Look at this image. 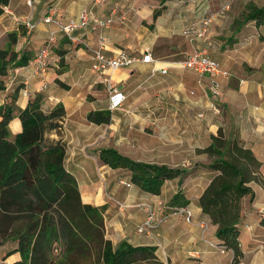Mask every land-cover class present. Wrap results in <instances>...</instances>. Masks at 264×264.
<instances>
[{
	"label": "crops",
	"instance_id": "crops-1",
	"mask_svg": "<svg viewBox=\"0 0 264 264\" xmlns=\"http://www.w3.org/2000/svg\"><path fill=\"white\" fill-rule=\"evenodd\" d=\"M220 1L222 0H103L96 5L95 11L100 17L112 16L114 20L109 28L103 30L107 38V56L112 57L121 50H126L133 56L142 57L148 49L155 59L152 63L136 62L112 73L113 83L127 95L124 106L114 110L110 109L109 96L108 99L104 96L105 91L109 94L105 82L108 75L97 72L93 67L95 59L92 50L99 45L98 33L91 29L74 31L75 37H81L85 42L81 43L66 37L55 24L44 22L50 7L56 8L57 17L66 21L79 17L82 10L93 5V0H31V4H28V0H10L6 7L11 12L4 11L0 16V40L4 39L8 43L10 32L23 31L13 48L19 53L26 51L32 55L27 65L9 68L7 75L0 77V107L12 102L17 109L25 108L37 95L42 96L41 107L46 112L59 104L63 105L66 115L60 120V133L50 131L46 138L50 141L62 138L67 142L65 166L78 181L83 202L107 206L104 213L106 237L114 245L126 240L134 246H154L158 259L164 264H235L231 249L209 245L208 240L219 242L216 236L218 226L204 214L199 204L200 196L215 174L206 182L203 180L206 177L203 173L206 172L197 174L192 179V188H188L182 178L167 180L160 194L142 190L131 182L130 176H126L120 183L128 181L131 186L115 183L111 194L105 196V187L99 182L103 163L100 164L99 155L93 162L85 151L93 148L92 146L96 147L95 142H88V139L94 140L96 129L102 132V126L106 124L90 122L87 117L91 111L110 110L112 125L121 113L128 115L133 113L132 107L139 109L146 103L153 102L146 97V87L156 85L163 86L165 90L174 88L177 93L164 94L158 98L161 103L172 104L176 108L171 113L174 117L167 114L166 118L170 122L162 127V133L176 132L173 123L175 127L188 124L189 131L194 135L189 141L195 161L206 163L207 154L201 151L212 143V136L222 128L226 138L242 139L245 147L253 150L264 167V25L258 26L255 20H251L238 30L232 27L250 2L264 7V0H237L239 7L242 6L239 11L234 10L236 4L230 5L228 0H223L225 3L222 4L223 1ZM218 3L221 8L227 5V11L212 24L207 42L183 33L190 25H199L207 14L216 10ZM156 10H159V14L151 30L148 24L153 23ZM25 21H30L34 27L30 28L24 24ZM223 23L225 24L219 28ZM51 31H58V41L52 53V59L56 62L44 77L35 75L30 62L45 44ZM202 47L209 56L220 61L231 72L229 78L216 77L220 83L219 95L214 94L209 75L200 76L191 69L172 66L185 53ZM162 69H167V72L163 73ZM58 80L68 87L61 85ZM44 83L47 87L41 90ZM124 85L126 88L135 86V90L142 91L134 99L130 110L125 107L129 91L127 89L126 92L125 87H122ZM188 90L193 95L190 96ZM213 105L217 107L216 110ZM17 109L10 122L13 137L23 129ZM167 110L169 107L165 108L166 112ZM174 141L177 144L183 140L176 138ZM162 147L163 152L172 149V146L166 144ZM173 147L176 148V145ZM156 163L169 164L166 160ZM184 163L191 165L190 161H184L182 165ZM180 191L189 200L187 206L193 211L191 222L186 221L184 216L160 209L159 214L167 216L166 221L155 226L150 234L138 231V227L148 218L144 204L158 205L162 202L169 206L173 196ZM254 191L258 196L257 190ZM121 202L130 207L121 208ZM256 210L255 205L248 211L243 209L244 216L240 224L243 256L236 264H264V227L260 224L262 216H254L258 212ZM205 220L209 221L207 229L201 226V222ZM16 246L15 242L8 251ZM20 257V253H14L3 264H10ZM139 264L152 263L143 261Z\"/></svg>",
	"mask_w": 264,
	"mask_h": 264
},
{
	"label": "trees",
	"instance_id": "trees-1",
	"mask_svg": "<svg viewBox=\"0 0 264 264\" xmlns=\"http://www.w3.org/2000/svg\"><path fill=\"white\" fill-rule=\"evenodd\" d=\"M9 3L10 0H0V16ZM158 11L154 12L151 27ZM251 20L258 26L264 25V7L250 2L232 27L238 30ZM22 34L23 31L10 32L7 46L0 47V77L7 75L9 68L27 65L32 58L30 53H19L13 48ZM41 102L42 96L37 95L25 108L17 109L12 102L0 107V239L17 243L16 248L0 256V264L17 252L20 259L10 264H139L143 261L164 264L154 246H134L126 240L114 245L106 237L107 206L83 202L78 181L65 166L67 142L62 138L56 141L46 138L50 131L60 133V120L66 110L59 104L46 112ZM16 109L23 129L13 137L10 122ZM87 118L96 124H110L112 113L91 111ZM201 152L212 158L206 167L215 175L200 196L199 204L218 226L219 243L234 252L236 264L243 256L240 246L243 199L255 198L251 181L257 180L264 186L262 176H251L254 170L250 166L259 169L261 162L242 139L226 138L222 128ZM99 157L112 169L129 171L133 184L153 194H160L167 180L182 178L185 173L181 168L133 159L114 147L101 148ZM188 203L180 191L169 206ZM260 224L264 227V214Z\"/></svg>",
	"mask_w": 264,
	"mask_h": 264
},
{
	"label": "rangeland",
	"instance_id": "rangeland-1",
	"mask_svg": "<svg viewBox=\"0 0 264 264\" xmlns=\"http://www.w3.org/2000/svg\"><path fill=\"white\" fill-rule=\"evenodd\" d=\"M228 1L230 5L232 3L233 5L236 4V6L234 7L235 11L236 10L239 11L242 8V6L239 7V5L237 4V0H228ZM219 3L216 6V10H214V12L217 10H221L222 8H225L227 6L225 5L221 8ZM224 3L225 2L223 1L222 4ZM226 11H227V8L223 15L226 14ZM220 17L221 16H219L218 18ZM224 24L225 23L219 25V28L223 26ZM199 25H200V22H199ZM148 26L150 25L148 24ZM152 28L153 27H150L151 30ZM208 37L203 38L205 42L209 40ZM4 41H5L4 39L0 40V47L6 46L7 43H5ZM122 87L123 88L125 87L124 89L126 90V92H127V89L129 91L128 101L125 107L126 109L130 110L134 104L133 102L134 99L137 97V95L142 93V91L135 90V86L126 88V86L124 85ZM162 87L163 86L157 87L156 85L146 87V97H148V100L150 101L153 100V102L146 103L144 107L138 106L139 109L132 107L133 113H130L128 115L121 113L119 115V118H116L113 121L112 125L111 124L103 125L102 132H98L97 131L98 128H97L95 132V139L94 140L88 139V142L94 141L96 147L92 146L93 148H90L88 151H85V153L91 156L93 162H95L94 160L97 157V155H99V151L101 148L116 147L118 148V150L121 151V153L128 155L134 159L141 160V161L148 160L151 162L154 161L156 163V161L160 162L161 160H166L169 163L168 165H170L171 167L181 168L185 171L182 177L183 179L182 181L187 185L188 188L189 187L192 188L194 186L192 179L197 174L206 172V173H203L204 176H206L203 179L204 182H206L208 178H210V176L214 175V172H212L206 167L209 165V162L211 163L212 158L205 155L206 163L195 161L196 159L195 154L191 152V145H190L191 142L189 141V139L194 137V135L189 131L190 126L188 124H184V125L180 124V126L175 127V124L173 123V126L176 129V132H173L172 134H166L164 132L162 133V127L170 122V120L166 118L168 116L167 114H169V116L174 117V115H172L171 113H174L176 111V108L172 104L161 103L158 98L164 94L173 95L174 93L178 92L174 88L165 90ZM187 93L190 96L193 95L191 90H188ZM104 96H106L105 99H108V96H109L108 91H105ZM168 107H169V110H167L166 112L165 108H168ZM163 113H166V114H163ZM176 138L182 139L183 140L182 143L177 142V144H175L176 142L174 141V139ZM159 144L161 145L160 147H159ZM164 144L169 145V147L172 146V149H169L168 151H165V152L161 151V147L164 146ZM173 145H176V148L173 147ZM184 161H190L191 165H189L188 167L183 166L182 163ZM244 161L245 159H241V162H244ZM100 164H101V161H100ZM250 168L254 170V173L251 176H255L256 174L257 176H262L264 178V167L262 166V162H261V166L259 167V169H257L256 166L254 165H251ZM100 173L101 175L99 176V182L101 185L105 187L104 189L105 196H107L108 194L109 195L111 194L113 184L115 183L121 184L120 180L125 179L126 176L127 177L131 176L130 172L125 169H119V171L115 172L109 166H105L104 164L101 165ZM204 182H203V185H204ZM249 185L254 190L255 189L257 190L258 196L255 195L256 197L255 199H253V201L250 199L249 196H247L243 200V209L248 211L249 208L255 205L257 209L256 211L258 212L254 213L255 214L254 216L255 217L258 215L263 216L264 214V186L257 180L251 181ZM194 189L195 188H193V190ZM121 203H125V202H121ZM14 243L15 242L13 240L1 238L0 239V256L2 257L6 253V251L11 249L14 246ZM262 248L263 247H260V249Z\"/></svg>",
	"mask_w": 264,
	"mask_h": 264
},
{
	"label": "built area",
	"instance_id": "built-area-1",
	"mask_svg": "<svg viewBox=\"0 0 264 264\" xmlns=\"http://www.w3.org/2000/svg\"><path fill=\"white\" fill-rule=\"evenodd\" d=\"M103 0H93V5L89 8H86L81 11L79 17L71 18L66 21L61 20L57 17V9L50 7L47 14L44 17V22L55 24L59 31L62 32L66 37L73 41L85 43L81 37H75L74 31L91 29L98 33V46L94 48L93 57L95 63L93 65L94 69L100 73H106L108 76L105 78L109 90V106L111 110L119 109L124 106L127 95L112 81V73L121 67L131 66L136 62L152 63L154 62V57L152 53L146 49L142 57H136L128 53L126 50H121L115 56L109 57L105 53L107 38L103 34V30L109 28L113 24V17L102 18L95 11L96 5L101 3ZM28 4H31V0H28ZM225 8L217 10L210 14H207L204 19L200 22V25L193 24L187 27L183 33L186 36L193 38H205L211 30L212 24L219 17L223 16ZM5 12L10 13L8 7L5 6ZM24 24L33 28L34 25L30 21H25ZM58 41V31H51L45 42V44L40 48L30 64L33 68V73L39 76H45L48 72V69L51 65L56 62L52 59V53ZM172 66L184 69H191L200 76L209 75L212 78V87L213 92L216 95H219L220 83L216 79L217 76L223 78H229L231 72L225 69L221 62L217 59L209 56L205 48H197L193 52L185 53L184 56L175 62L172 63ZM155 71V70H154ZM163 73L167 72V69H162ZM47 87V84L44 83L41 87V90H44ZM215 110L217 107L212 106ZM219 111V110H217ZM190 163H184L183 166L188 167ZM121 183L126 186H131L132 184L128 181H121ZM121 208L130 207L125 203H120ZM146 210L148 211L147 220L138 227V231L141 233L150 234L155 226L166 221L167 216L164 214L161 216L159 210H169L173 215L184 216L186 221L191 222L193 218V211L188 206H168L160 202L158 205H153L146 203L144 204ZM201 226L203 229H207L209 226V221H202ZM209 245L216 248L225 249L226 247L219 242L209 241Z\"/></svg>",
	"mask_w": 264,
	"mask_h": 264
}]
</instances>
